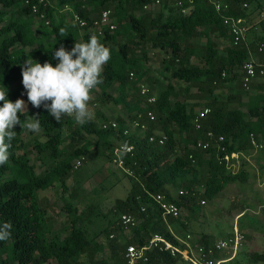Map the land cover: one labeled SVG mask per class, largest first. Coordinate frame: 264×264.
Listing matches in <instances>:
<instances>
[{
  "label": "trees",
  "instance_id": "1",
  "mask_svg": "<svg viewBox=\"0 0 264 264\" xmlns=\"http://www.w3.org/2000/svg\"><path fill=\"white\" fill-rule=\"evenodd\" d=\"M47 1L44 8L38 6L39 12L45 13L44 18H40L30 9L36 0H0V91L7 89L8 99L13 102L22 95L28 100L22 84V64L33 59V63L50 62L56 66L59 63L53 59L56 50L64 46L71 51L76 40L86 42L94 34L79 27L73 13L88 20L109 8L116 28L111 32L105 30L102 35L95 34L111 51V59L101 75L103 83L98 85L100 97L104 102L123 103L128 112L124 117H116L118 128H102L100 122L109 119L100 111L83 125L68 116L58 123L43 106L35 108L29 102V107L19 114L20 119L24 122L26 118L37 116L45 139L32 142L38 160L35 165L22 151L23 133H34L23 130L20 125L13 129L17 136L9 149V160L0 166V229L5 224L11 225L10 238L0 240V264H44L50 259L56 264H80L82 255L88 257L90 264H124L126 244L109 238L110 232L117 234L122 229L117 222L123 212L141 218L128 242L142 245L150 233L158 232L173 244L184 247L164 221V218L168 221L175 218H163L159 208H151L148 203H151V195L163 192L193 213L197 204L218 197L228 183L247 180V171L232 173L218 160L224 153L254 148L250 143L251 134L264 153L261 146L264 142V74L260 82L250 84L252 92L241 83V66L251 54L258 58L257 70L264 69V48L258 49L264 43V33L244 39L236 46L230 44L231 36L222 22V14L240 17L244 25L248 13L241 7L243 0H224L228 9L223 13L215 11L208 0L186 1L185 12L174 5L168 7L166 2L161 4L163 9L145 11L143 6L154 0ZM261 23L264 28V18ZM61 28L65 29L67 37L60 35ZM201 38L205 39L204 43L198 41ZM219 40H228L229 44L220 48ZM147 46L166 55L161 62V75L168 82L152 103H147L146 95H142L139 88L146 75ZM148 79L145 84L152 90L154 81ZM172 79L182 85L176 87ZM228 83H233L232 89ZM113 86L117 95L108 91ZM130 86L135 89L134 93L128 92ZM224 87L230 91L224 99L219 98L216 91ZM245 95L247 99L242 101ZM232 103H237L238 107H231ZM204 106L210 111L202 119L201 128L195 129L193 116L197 107ZM148 110L154 113L153 120L146 117ZM138 112L143 115L140 120L146 124L145 132L123 136L124 120L134 118ZM156 129L167 135L163 144L148 141V135ZM208 131L216 137L223 136L224 151L215 146L207 150L191 149L198 139L206 138ZM115 139L133 147L131 153L122 154L123 167L131 173L120 168L131 184L127 195L115 200L116 220L103 230L108 237L107 261L95 257L103 245L78 224L83 214L78 213L75 206L68 201L63 203L66 223L54 230L48 207L38 194L55 184L66 192L67 179L76 170L73 165L81 156L86 160L92 154L101 155L112 161ZM190 153L193 158H189ZM166 185L180 187L184 193L178 195V199L172 198ZM142 206L146 207L144 212L140 211ZM61 233L66 234L61 236ZM200 243L211 244L206 240ZM249 260L264 263V250L252 252ZM183 261L180 255L172 256L167 251L149 252L150 264Z\"/></svg>",
  "mask_w": 264,
  "mask_h": 264
},
{
  "label": "rangeland",
  "instance_id": "2",
  "mask_svg": "<svg viewBox=\"0 0 264 264\" xmlns=\"http://www.w3.org/2000/svg\"><path fill=\"white\" fill-rule=\"evenodd\" d=\"M163 2L171 5L167 0ZM248 7L245 12L248 13L245 18V39H253L259 34L264 33V28L262 27L261 20L264 18V0H253L248 1ZM162 5L153 7V12L158 11ZM169 7V6H168ZM167 7V8H168ZM1 25V23H0ZM200 43H204L205 39H198ZM228 40H219L220 48L228 45ZM222 50H220L221 52ZM147 52V63H146V75L145 78L141 80V83H146L150 78L153 80V93L155 95L159 94L161 90L166 87L168 80L164 79L161 75L162 69V59L166 57L165 53L159 50H153L149 46L146 48ZM253 59H257V56L251 54ZM262 78L260 77L256 82H260ZM175 86L182 85L175 79L171 80ZM232 89L233 83H228ZM228 86V87H229ZM224 87L216 91V95L219 98H225L226 94L230 91V88ZM250 87L247 91L251 92ZM111 94L117 95L115 86L109 88L108 90ZM195 91V88L192 89ZM129 93H134L135 89L130 86L128 88ZM101 90L99 86L92 92V98L89 103V108L93 113V117L96 111H100L106 118L111 117L115 119L119 115H127V109H125L124 104H116L114 102H104L101 97ZM247 99V95L244 96ZM18 99H23L27 108L29 107L28 100L25 99L24 95L20 96ZM190 102H195V100H190ZM231 107H238L237 103H232ZM200 107H197V109ZM244 109V107H241ZM196 109V110H197ZM65 134V133H64ZM24 148L22 151L26 152V155L30 161L35 165L38 164L36 159V153L32 148V142L34 139L44 140V136L41 131L39 133L30 134L25 131L22 135ZM91 138V136H90ZM117 140V139H115ZM114 140V141H115ZM67 141L64 142V145ZM257 155H262L261 162L257 161V156H251L249 160H252V164L258 170L261 169L262 175H264V153L260 152V147L257 148ZM247 161L242 157L239 158L238 168L240 170H245L248 167ZM247 166V167H246ZM39 170V168H38ZM252 172V182L256 179L255 171L251 169ZM68 190L64 192L58 184L49 187L38 194V198L47 205V214L52 218L53 229L58 230L62 228L67 219L66 212L62 209V205L65 201L70 202L73 206L77 208L78 213L83 214L82 220L78 222L82 225L90 237L95 238L98 243L103 245L101 252L96 254V258H102L109 260V250L107 247V237L104 233L105 228H110V224L114 222L117 218L118 209L115 206L116 198H124L130 188L131 180L123 174L120 167H117L109 158L101 155L92 154L91 157L87 158L82 162V164L76 169L72 175L67 179ZM233 187V188H232ZM250 184H241L236 182L235 185L227 187L223 192L215 199L205 200L204 204H197L194 207L193 213L188 212V210L182 207V217L175 218L172 221L166 220L168 228L171 230L173 235L184 239L191 233L192 240L191 245H197L199 237L202 232H213L215 238H223L232 232L233 223L239 222L241 225L247 220L248 215L242 216L241 218H235L237 212V206L241 202H244V198L247 197L245 193L248 192ZM180 187H173L176 195L178 191L181 190ZM251 189V188H250ZM168 192V190H167ZM169 193V192H168ZM259 196H261V191L257 190ZM171 196V195H170ZM178 199V196H175ZM236 204V205H235ZM235 208V209H234ZM237 209V210H236ZM253 216L256 221L254 228L248 230L249 235H246L243 245L234 254L231 255L230 251H225L224 257H227V261L222 264H262L261 262L251 263L249 258L250 254L254 251L264 250V206ZM184 217V218H183ZM185 218L188 220V224H184ZM133 230L119 231L116 234V238H119L121 242L128 236L133 234ZM66 233H61L64 236ZM122 243V242H121ZM84 263L90 264L88 257L82 255L80 258ZM44 264H56L54 259H50ZM180 264H189L187 261H183Z\"/></svg>",
  "mask_w": 264,
  "mask_h": 264
},
{
  "label": "built area",
  "instance_id": "3",
  "mask_svg": "<svg viewBox=\"0 0 264 264\" xmlns=\"http://www.w3.org/2000/svg\"><path fill=\"white\" fill-rule=\"evenodd\" d=\"M37 3H32L30 5L31 13L37 15L40 18H44L45 13L43 10L39 12V5L43 8L47 5V0H36ZM163 0H154L151 3H148L143 6L145 11H152L153 7L160 6ZM171 5L179 7L182 12L186 11V8L183 7V4L187 1L189 3L193 2V0H167ZM215 11L219 13H223L228 9V4L224 2V0H208ZM27 2V1H26ZM242 8H247L248 3L246 0L241 2ZM65 9H69V6H65ZM73 20L77 23V25L81 28H85L87 31L94 33L96 35H102L105 30L108 32L113 31L116 28V22L113 18L111 9L102 10L98 16L91 19H84L79 17L76 12L73 13ZM242 18L235 17L233 15L222 14V22L227 28L229 35L231 36L230 44L238 45L241 41L245 39V27L242 24ZM45 23L48 24V20H45ZM264 43H261L258 47L259 51L263 50ZM257 61L250 57L247 59L241 66V83L243 87L248 90L250 84L253 83L257 78L261 77L264 74V69L260 68L257 70L256 67ZM132 73H130V76ZM140 93L142 95H146L147 103H152L156 100V95L145 83L139 84ZM210 111V108L207 106L200 107L195 111V114L192 119V124L195 129H200L202 125V119L207 115ZM146 117L149 120L154 119V113L151 110H148L145 113ZM142 113H136L135 117L132 119H125L124 124L121 127V131L123 136H128L133 133L143 134L146 130V124L142 122L140 119L142 117ZM100 126L102 128L112 127L118 128L119 123L117 119H109L107 122L101 121ZM167 139V135L162 130H153L148 135V141L157 142L159 144H163ZM223 136H215L213 132L208 131L205 139H198L195 143H193L190 147L193 150H207L213 146L220 151L225 150V145L223 142ZM250 143L254 146L255 149L260 147V143L255 139V137L250 135ZM132 145L125 144L121 140L117 139L114 141L112 147V162L120 168H123L127 173H131L128 169L123 167V157L124 153L132 152ZM189 158H193V154H189ZM237 158V152L224 153L222 157H219V163H224L226 169L232 173L237 172L236 170V161L234 159ZM84 161V157H79L73 168L77 169L82 162ZM184 193L183 190L178 191V195ZM151 203H148V206L154 208L155 206L159 208L161 211L162 217L171 216L174 218L182 217V207L179 206L174 200L169 199L165 193L158 192L156 194L151 195ZM202 204L205 201H201ZM153 204V205H152ZM263 206V205H262ZM146 210L145 206L140 208L141 212ZM141 218L135 214L123 212L119 215L118 224L122 228L120 231H128L133 230L137 227ZM132 236V235H131ZM131 236L126 237L121 242L125 243V250L123 254L124 264H150L149 262V252L152 250L158 251H167L170 255H180L184 261H187L189 264H222L226 261V258L220 257L221 253L225 251H230L231 255H234L243 245L245 239V233L239 229L238 225H234L232 228V232L227 236L216 240L215 242L204 245L197 244L195 246L190 245L187 242H184V247H180L176 244H173L169 239L164 237L162 234L158 232H152L149 234L148 240L146 243L142 245H138L137 243L128 242ZM109 238H116V233L110 232ZM119 240V238L117 237ZM108 240V237H107ZM214 254L217 255L214 256ZM80 264H86L81 262Z\"/></svg>",
  "mask_w": 264,
  "mask_h": 264
},
{
  "label": "clouds",
  "instance_id": "4",
  "mask_svg": "<svg viewBox=\"0 0 264 264\" xmlns=\"http://www.w3.org/2000/svg\"><path fill=\"white\" fill-rule=\"evenodd\" d=\"M59 32L61 36H68L64 28ZM53 59L59 61L56 66L50 62L33 63V59L22 64V84L28 102L35 108L43 106L58 123L65 116L73 117L81 125L91 121L93 113L89 103L93 90L103 83L101 75L111 59L110 49L93 34L86 42L76 40L71 51L61 46ZM0 102V166H3L9 160V149L17 136L15 126L39 133L41 121L31 116L22 122L19 114L27 109V104L23 99L9 100L7 89L0 91ZM10 228V224H5L0 229V240L10 238Z\"/></svg>",
  "mask_w": 264,
  "mask_h": 264
},
{
  "label": "crops",
  "instance_id": "5",
  "mask_svg": "<svg viewBox=\"0 0 264 264\" xmlns=\"http://www.w3.org/2000/svg\"><path fill=\"white\" fill-rule=\"evenodd\" d=\"M258 59V58H257ZM256 59V61H258ZM259 79V78H257ZM256 79V80H257ZM255 80V81H256ZM233 86V85H232ZM254 91L253 89H251V92ZM242 101H246V99L243 97L242 98ZM122 115V114H121ZM124 117V115H123ZM108 119H113L111 117H108ZM264 142H261V146H264L263 144ZM257 156V161L258 162H261L259 159H262V155H257V149L255 148H252V149H249V150H244V151H237V158L234 159V161H236V169L238 168V163H239V158L242 157L243 159H245L248 163H247V168H246V171L248 172V178L245 182H240V181H236V182H240L241 184H250V187L248 189V192L245 193V195L247 197L244 198V202H241L240 204L236 205L238 208L236 214H235V218H241L242 216H245V215H248L247 217V220L244 221V223H242L241 225L239 224V222L236 223H233L232 225V228L233 226L236 224L238 225L239 229H241L244 233H245V237L246 235H249L250 232L248 230H252L251 227L252 225L250 224V222H254L256 219L253 217L255 216L254 214L257 213V209L259 210L261 207L264 206V175H262L261 173V169L258 170V168H255V165L252 164V160H249L251 156ZM251 169L253 171H255V175H256V179L253 180L252 182V172H251ZM239 170V169H237ZM236 182H231V183H228L226 185V187L224 188V190L229 187V186H233L236 184ZM233 188V187H232ZM251 188V189H250ZM166 190H168L169 194L171 195L172 198H176L175 196L176 193L175 191L173 190V186L172 185H166ZM257 190H260L261 191V196H259V194L257 193ZM217 198V197H216ZM216 198H214L213 200H215ZM201 204V203H200ZM263 205V206H262ZM235 209V208H234ZM189 212V211H188ZM184 218V217H183ZM254 220V221H253ZM164 221H166V219L164 218ZM258 222V221H256ZM184 223L187 225L188 224V220L187 218H185V221ZM166 224V223H165ZM167 226V224H166ZM168 227V226H167ZM170 230V229H169ZM171 231V230H170ZM230 233V232H228ZM178 240H180V243L184 244V242H187V243H191V240H192V235L191 233H188V235L186 236V238L182 239L180 237H178L177 235H174ZM191 238V240H190ZM220 239V238H219ZM207 241V242H210V243H213L215 242L216 240H218V238H215L214 236V233L213 232H210V231H207V232H202V235L199 237V240L197 241V244H202L200 242H203V241ZM191 245V244H190ZM224 254L221 253L220 257L222 258H226L227 257H224L223 256ZM229 260V259H227ZM226 260V261H227ZM262 264H264L263 262H261Z\"/></svg>",
  "mask_w": 264,
  "mask_h": 264
}]
</instances>
